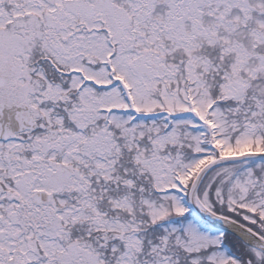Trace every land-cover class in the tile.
<instances>
[{"label":"snow or ice","instance_id":"1","mask_svg":"<svg viewBox=\"0 0 264 264\" xmlns=\"http://www.w3.org/2000/svg\"><path fill=\"white\" fill-rule=\"evenodd\" d=\"M0 264H264V0H0Z\"/></svg>","mask_w":264,"mask_h":264}]
</instances>
